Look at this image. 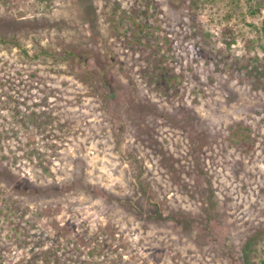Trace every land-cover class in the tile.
<instances>
[{
    "label": "rangeland",
    "instance_id": "1",
    "mask_svg": "<svg viewBox=\"0 0 264 264\" xmlns=\"http://www.w3.org/2000/svg\"><path fill=\"white\" fill-rule=\"evenodd\" d=\"M0 36V264H264V0H0Z\"/></svg>",
    "mask_w": 264,
    "mask_h": 264
},
{
    "label": "trees",
    "instance_id": "2",
    "mask_svg": "<svg viewBox=\"0 0 264 264\" xmlns=\"http://www.w3.org/2000/svg\"><path fill=\"white\" fill-rule=\"evenodd\" d=\"M4 37L3 36H0V40H4V41H7V40H5V39H3ZM14 39V38H13ZM11 41H13V40H11ZM15 41H17V40H15ZM108 93V95L110 96V97H116V93L114 92V91H111V92H107ZM177 213H179V212H177ZM180 214V213H179ZM178 215V214H177ZM180 222H182V223H187V220H186V218H184L183 216H179V218H177Z\"/></svg>",
    "mask_w": 264,
    "mask_h": 264
}]
</instances>
